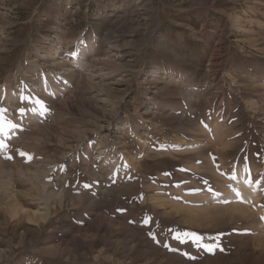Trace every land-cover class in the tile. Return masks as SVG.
<instances>
[{
  "label": "rangeland",
  "instance_id": "1",
  "mask_svg": "<svg viewBox=\"0 0 264 264\" xmlns=\"http://www.w3.org/2000/svg\"><path fill=\"white\" fill-rule=\"evenodd\" d=\"M0 143V264H264V0H0Z\"/></svg>",
  "mask_w": 264,
  "mask_h": 264
},
{
  "label": "snow or ice",
  "instance_id": "2",
  "mask_svg": "<svg viewBox=\"0 0 264 264\" xmlns=\"http://www.w3.org/2000/svg\"><path fill=\"white\" fill-rule=\"evenodd\" d=\"M5 146H6V145H4V144L0 143V147H5ZM199 239H200V238H199V237H197V238H196V241L198 242V241H199ZM206 250H208V251H211L212 249H211V248H207V247H206Z\"/></svg>",
  "mask_w": 264,
  "mask_h": 264
},
{
  "label": "bare ground",
  "instance_id": "3",
  "mask_svg": "<svg viewBox=\"0 0 264 264\" xmlns=\"http://www.w3.org/2000/svg\"><path fill=\"white\" fill-rule=\"evenodd\" d=\"M108 65V64H107Z\"/></svg>",
  "mask_w": 264,
  "mask_h": 264
}]
</instances>
